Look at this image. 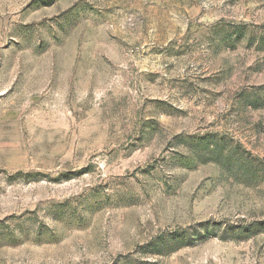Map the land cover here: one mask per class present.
<instances>
[{
    "label": "rangeland",
    "instance_id": "374dc122",
    "mask_svg": "<svg viewBox=\"0 0 264 264\" xmlns=\"http://www.w3.org/2000/svg\"><path fill=\"white\" fill-rule=\"evenodd\" d=\"M0 264H264V0H0Z\"/></svg>",
    "mask_w": 264,
    "mask_h": 264
}]
</instances>
